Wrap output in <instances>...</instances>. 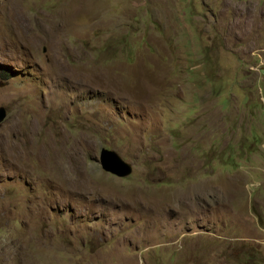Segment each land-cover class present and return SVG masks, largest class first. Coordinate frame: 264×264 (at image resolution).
<instances>
[{
  "label": "rangeland",
  "instance_id": "374dc122",
  "mask_svg": "<svg viewBox=\"0 0 264 264\" xmlns=\"http://www.w3.org/2000/svg\"><path fill=\"white\" fill-rule=\"evenodd\" d=\"M262 66L264 0H0V264H264Z\"/></svg>",
  "mask_w": 264,
  "mask_h": 264
},
{
  "label": "water",
  "instance_id": "95a60500",
  "mask_svg": "<svg viewBox=\"0 0 264 264\" xmlns=\"http://www.w3.org/2000/svg\"><path fill=\"white\" fill-rule=\"evenodd\" d=\"M260 70L264 72V66ZM4 115L5 110L0 107V121ZM99 163L103 170L119 177L127 176L132 171V166L129 162L125 161L116 151L108 148H102L99 155Z\"/></svg>",
  "mask_w": 264,
  "mask_h": 264
}]
</instances>
